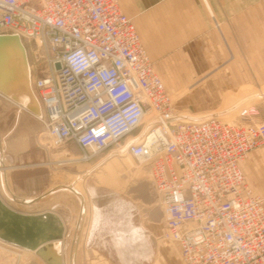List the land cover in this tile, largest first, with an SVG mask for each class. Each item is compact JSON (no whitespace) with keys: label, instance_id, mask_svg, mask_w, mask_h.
Masks as SVG:
<instances>
[{"label":"built area","instance_id":"2783aa9c","mask_svg":"<svg viewBox=\"0 0 264 264\" xmlns=\"http://www.w3.org/2000/svg\"><path fill=\"white\" fill-rule=\"evenodd\" d=\"M3 33L33 54L52 146L73 143L88 161L123 140L147 167L163 236L187 264H264V197L241 165L264 144L256 104L232 121L180 118L119 0H0Z\"/></svg>","mask_w":264,"mask_h":264},{"label":"crops","instance_id":"0c3cea01","mask_svg":"<svg viewBox=\"0 0 264 264\" xmlns=\"http://www.w3.org/2000/svg\"><path fill=\"white\" fill-rule=\"evenodd\" d=\"M119 3L132 18L167 91L172 94L169 79L161 72H176L173 85L177 90L190 87L184 103L190 104L191 113L184 114L224 118L229 112L220 108L233 102L243 87L264 86V0ZM9 101L18 108L13 110V128L8 129L4 115L13 106L0 100V217L14 220L15 225L7 236L0 235L1 260L10 264H50L55 259L61 264H119L121 259L123 264H139L150 250L146 234L126 220L120 223L119 210L113 209L112 202L111 208L103 205L104 195L97 187L89 189L93 202L90 227L81 244L76 226L80 221L73 207L79 206L82 219V202L68 187H62L72 181L60 182L41 172L34 151L39 119ZM5 140L7 146H3ZM112 150L116 148L111 149L115 154ZM109 153L95 165L102 161L99 171L107 169L113 174L102 181L116 185L113 168L119 164L107 159ZM241 165L248 184L264 197V144L252 150ZM75 183L69 186L77 189ZM174 243L179 254L163 255L161 262L187 264L180 245ZM80 245L85 249L79 254ZM101 248H111L116 254L106 256Z\"/></svg>","mask_w":264,"mask_h":264},{"label":"rangeland","instance_id":"374dc122","mask_svg":"<svg viewBox=\"0 0 264 264\" xmlns=\"http://www.w3.org/2000/svg\"><path fill=\"white\" fill-rule=\"evenodd\" d=\"M27 51L29 59L32 62L33 54L28 48ZM161 73L166 76L167 79H169L167 80V82L170 85L178 114L191 113V111L188 110V105L190 104L184 103V100L191 93L190 87L178 88L177 90L173 85L176 72L169 71L164 72L165 74L163 72ZM33 80L34 75L32 72V83ZM0 100L2 102L7 101L8 103L12 104L11 106H13V109H9L4 115L6 116L8 123L6 127L8 129H12L15 115L13 110L17 109L18 106L14 105L12 102L1 95ZM247 103L256 104L259 109L258 119H264V86L243 87L240 94L233 102L223 104V106L220 108L227 109V112H229V114H227L224 118H221L227 121L237 119L240 109ZM184 115L188 118L195 119L198 117H203L200 115L204 114ZM39 123L41 129L35 136L36 143L34 151L37 153V156H35V160H37L41 172H44L48 176H56L57 181L63 182L65 179L69 181L71 180L72 183L69 185H74L76 181L75 185H77L78 188L75 189V191L80 196L77 194L76 195L80 197V200L82 202V219H80L81 216L79 213V206L73 207V212L76 219L80 221L79 225L76 226L78 227L77 234L79 239H81L82 245L88 237L91 205L93 204V202H91L90 200L91 195L89 194V189L91 187H97L99 194L104 195V198L101 201L103 202V205L108 206L112 202L113 209L119 210L118 212L120 223H123L126 220L129 226L140 228L146 234L150 250L147 253V256L144 257L139 264H166L161 262V256L166 254H179L176 243H174V241H172L171 239L165 238L163 236L165 221L164 213L158 200L157 193L154 189L151 176L147 171V167L132 156L123 153V140L121 141V143L113 144L103 154H100L92 160H79L78 162L76 160L67 161L66 159L69 158L77 157L78 159L80 148L73 143L66 144L65 146H52L50 137L40 119ZM7 144L8 143L5 140L3 146H7ZM113 148L119 149V151L114 152L115 154H112L111 149ZM108 153L109 155L107 159L109 158L108 160H110L111 162H116L119 164L115 165V167L113 168V171L115 172L114 178H118L116 185H113L112 183H105L102 181L104 177H106V175L113 176L112 172H108L107 169H105L104 171H99L101 169V167L99 166L103 164L102 161H105L104 159L106 158V155ZM24 157L25 155H23L22 158ZM0 158H2V155L0 156ZM102 158V163L100 162L99 164L95 165ZM62 160L66 161L61 162ZM96 167L99 168L93 171V169H95ZM90 169H92L91 172H88V170ZM69 185H62V187L72 188ZM111 191L113 192V194L111 193ZM84 198L86 199L85 203ZM108 208H111V206H108ZM108 212H111V209L108 210ZM82 245L77 248L79 254L82 249H85ZM101 249L102 253L106 256L116 254L114 250L112 253L111 248ZM3 254L4 253L0 248V256ZM0 264L10 263L2 261L0 257ZM119 264H123L121 259L119 260Z\"/></svg>","mask_w":264,"mask_h":264},{"label":"bare ground","instance_id":"6f19581e","mask_svg":"<svg viewBox=\"0 0 264 264\" xmlns=\"http://www.w3.org/2000/svg\"><path fill=\"white\" fill-rule=\"evenodd\" d=\"M22 39V38H21ZM26 49L27 46L22 39ZM28 53V51H27ZM29 59V56H28ZM32 63L29 59V69H30V78L28 75L22 76L20 73L15 74V72H11V70H8L7 73L0 74V94L8 98L9 100L13 101L17 105H19L22 109L27 110L37 116L38 118L42 115L43 109L42 105L40 103V100L38 99L37 93L34 89L33 83H32V72H31ZM180 118L187 119V120H200L202 118L206 117H198L195 119H191L186 117L184 114H179ZM217 116V115H212ZM208 116V117H212ZM207 117V118H208ZM220 117V116H219ZM221 118V117H220ZM145 132L142 131L141 135H143ZM124 148H126V145H124ZM113 152L119 151V149L112 150ZM67 161H79L76 158H69L66 159ZM66 160H62L66 161ZM92 169L88 170V172H91ZM70 191L74 192L75 194L79 195L74 188H68ZM80 196V195H79ZM15 225V221L12 219H7L4 217H0V235L7 236L10 231V229ZM24 225V223H23ZM31 246L30 244H28ZM57 253V252H56ZM60 263L58 260H54L52 264H58Z\"/></svg>","mask_w":264,"mask_h":264},{"label":"water","instance_id":"95a60500","mask_svg":"<svg viewBox=\"0 0 264 264\" xmlns=\"http://www.w3.org/2000/svg\"><path fill=\"white\" fill-rule=\"evenodd\" d=\"M8 70L15 72L16 75L17 73L22 76L27 74L30 78L27 49L16 33L0 34V74L7 73Z\"/></svg>","mask_w":264,"mask_h":264}]
</instances>
